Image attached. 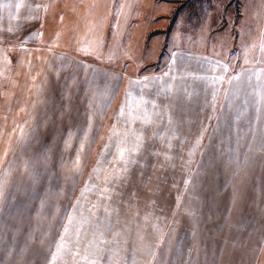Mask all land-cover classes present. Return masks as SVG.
Returning <instances> with one entry per match:
<instances>
[{"label": "rangeland", "instance_id": "1", "mask_svg": "<svg viewBox=\"0 0 264 264\" xmlns=\"http://www.w3.org/2000/svg\"><path fill=\"white\" fill-rule=\"evenodd\" d=\"M202 1L213 8L216 34L232 25L226 14H218L229 1L230 18L240 20L230 35L239 44V58L246 59L254 27L243 24L252 16L249 5L254 3L256 14L264 0ZM179 2L178 10L174 6L157 21L138 22L137 28L156 25L129 32L112 64L86 56L92 62L89 77L71 66L72 58L40 48L38 41L0 44V233L7 222L26 232L28 210L34 208L28 246L39 248L37 235L43 242L39 260L32 258L37 249L24 247L21 264H50L54 254L55 264H216L207 260L212 254L200 257L201 248L215 249L219 264L257 262L255 256L247 260V249L261 248L264 235L262 222L249 216L255 192L239 193L238 185L231 191L228 182L248 171L247 160L220 161L224 170L217 161L216 176V160L201 157L215 131L209 126L210 104L201 103L198 89L181 88L186 95H177L179 88L164 96L158 114L138 90L143 72L166 71L167 42L180 9L201 7L197 0ZM256 40L262 55V31ZM173 88L167 81L166 89ZM120 149L127 155L123 159ZM117 169L124 170L122 181ZM38 184L41 191L35 192ZM26 193L28 199L21 198ZM65 226L70 234L61 241ZM56 239L63 244L59 252ZM12 253L1 254L0 264H16Z\"/></svg>", "mask_w": 264, "mask_h": 264}, {"label": "crops", "instance_id": "2", "mask_svg": "<svg viewBox=\"0 0 264 264\" xmlns=\"http://www.w3.org/2000/svg\"><path fill=\"white\" fill-rule=\"evenodd\" d=\"M179 1L0 0V44L8 46L38 41V47L56 49L54 54L72 58L71 66H80L83 74L87 73L89 77L92 62L88 61L89 58L86 56L96 55L101 58L99 61L112 64L118 59L119 47L125 43L128 33L133 31L138 22H143L147 17H153L154 21H157V15L171 13L174 6L178 10ZM197 2L201 5L203 1L197 0ZM208 3L209 1H205L203 4L207 9L202 5L196 11L195 6L180 9L171 33L167 32L170 34L167 42L166 71L149 74L143 72L141 76L143 81L138 90L139 93L143 92L144 97H150L151 109H155L154 113L158 114H160V107L166 103L164 96L168 98L174 96L179 88L177 95L181 93L186 95L181 88L188 89L189 93L192 89L200 91L197 95L202 97L201 103H209L208 107L211 112H214L212 118L214 123L209 126L215 129L212 137L210 139V136L208 137L207 147L205 146L206 149L201 157L203 160H216L213 161L216 165L213 174L216 176L219 175L217 161H235L237 165H241L244 163L243 160H247L248 171L237 177L235 181L231 178L228 182L232 184L231 191L238 185L239 193L246 189L249 194L252 190L255 192V201L249 204V216L253 222L257 220L262 222L264 233V53L261 55L257 52V50L260 51V45L256 40L257 31H262L264 36V4L262 9L259 6L256 14L254 3L249 5L248 12L252 11V16H249L247 21L244 19L243 22L246 21V23L243 25L253 26L254 31L250 34L252 40L251 47L247 51V58L241 60L240 52L236 50L239 44L235 37L230 35L231 27L238 26L240 20H236L233 16L230 18L229 1L223 3L218 14H226L227 20L232 22V25L229 24L228 29L216 34L219 24L215 22L213 8ZM17 4L21 6L17 8ZM177 4L179 5L176 6ZM205 17L213 18L206 21ZM260 17H262V23ZM155 25L136 28L137 31L145 32ZM198 30L201 32L199 35ZM85 47L89 50L88 54L82 50ZM262 47L264 50V45ZM54 54L52 57L57 58ZM69 69L75 70L73 67ZM85 78L84 76V80ZM167 81H171V87L175 88L166 89ZM203 141H205L204 136L198 143ZM126 156L124 155L123 158ZM255 160L263 161V165ZM219 165L224 170L222 162ZM115 171V175L119 174L122 181L124 170ZM202 173L204 176L208 175L207 170ZM221 174H224V171ZM230 175L234 176L232 173ZM222 180L220 179L221 182ZM262 182L263 186L260 188ZM39 185H34L35 192L41 191ZM26 194L21 198H27L28 193ZM11 197H15V194L11 193ZM13 201L16 200L13 198ZM252 204L254 211H252ZM43 207L47 210V203H44ZM33 209L28 210L30 218L25 227L26 232H18L16 228H11L10 225L15 226L13 223L7 222L4 232L0 233L3 242L0 244V256L7 251L13 252L12 254L18 257L17 260L14 259L16 264L22 263L25 256L24 247L37 249L32 255V258L36 256V261L40 258L37 253L40 254V249H43V242L38 235L35 237V242L39 244V248L28 246L26 234L31 220H34ZM4 219L8 221V217ZM47 220H44L45 227L51 225ZM45 227L41 222V228ZM46 238H48L47 235ZM57 240L55 245L61 243ZM261 245V248L247 249V260H250V256L258 257L257 262L255 259L252 262L253 259H251L247 264H261V256L264 255V235ZM211 254L213 259L207 260L213 262L216 259V264H219L215 249H200L201 258L204 255L210 257ZM232 264H236L235 259H232Z\"/></svg>", "mask_w": 264, "mask_h": 264}, {"label": "snow or ice", "instance_id": "3", "mask_svg": "<svg viewBox=\"0 0 264 264\" xmlns=\"http://www.w3.org/2000/svg\"><path fill=\"white\" fill-rule=\"evenodd\" d=\"M21 5L20 4H17V8H19ZM42 35V34H41ZM83 51H84V53L85 54H88V48L87 47H85L84 49H82ZM237 79H238V77H237ZM138 82V81H137ZM137 82H134V83H137ZM149 101H146V103H148ZM121 114H123V111H121ZM124 149H120V152H119V154H120V156H121V158L123 157V155H124ZM69 232V228L67 227V226H65V228H64V234H67ZM64 234H62L61 235V237H60V239H61V241H63L64 239H65V235ZM77 243H78V240H77ZM63 247V244L62 243H58L57 244V252H59L60 251V249ZM69 251H71V249H69ZM75 254H78V253H75ZM56 259H57V257H56V255L54 254V255H52V257H51V261H50V264H55V262H56ZM84 259L85 260H87V257H84ZM91 264H95V262L93 261V262H91Z\"/></svg>", "mask_w": 264, "mask_h": 264}]
</instances>
